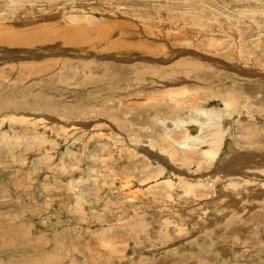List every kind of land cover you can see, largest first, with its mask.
I'll use <instances>...</instances> for the list:
<instances>
[{"label": "rangeland", "instance_id": "374dc122", "mask_svg": "<svg viewBox=\"0 0 264 264\" xmlns=\"http://www.w3.org/2000/svg\"><path fill=\"white\" fill-rule=\"evenodd\" d=\"M263 144L264 0H0V264H264Z\"/></svg>", "mask_w": 264, "mask_h": 264}, {"label": "bare ground", "instance_id": "6f19581e", "mask_svg": "<svg viewBox=\"0 0 264 264\" xmlns=\"http://www.w3.org/2000/svg\"><path fill=\"white\" fill-rule=\"evenodd\" d=\"M20 1V0H19ZM69 35V34H67ZM74 38V37H73ZM55 40V39H54ZM77 44V42H76ZM54 50V49H53ZM174 84V83H173ZM165 86V85H164ZM167 86V85H166ZM176 93L175 91H172L169 96L171 98V96H174V99L173 101H175V98H176V95L174 94ZM174 94V95H173ZM184 95V94H183ZM178 96V95H177ZM182 96V95H181ZM180 96V97H181ZM186 96V95H185ZM178 98V97H177ZM183 98V97H182ZM178 100V99H177ZM188 108H191V110H193L192 112L195 114V116L197 117V121H194L192 120L189 124H192V123H195L197 122L198 125H200V132L198 131H190L187 133V135L183 138V140L181 142L179 141H174V142H171V143H174L176 144L177 146L181 147L182 150H187V152H195V154H199V152L197 151L198 148L200 147V145H207L210 149L209 150H206L205 152H203L200 156L203 158V159H209L211 161H214L218 158L219 156V153H220V150L222 148V145H223V137L225 136V132H224V129H223V123H224V118H228V120L230 121L229 124L230 126L232 127L234 125V120L237 118L234 117L233 115V112L231 109H228L230 108L232 105V103L230 104L229 102L228 103H220V110L219 109H211L210 111H208L207 109L205 108H201V107H198L196 108L195 106L193 105H190V104H186ZM200 106V105H199ZM179 108H182L183 105H178ZM234 108V107H233ZM226 110H229L227 111V114H226ZM192 114V115H194ZM237 115V114H236ZM253 116H255V114H252ZM193 116V117H195ZM238 116V115H237ZM190 118V117H189ZM202 118L205 119V122L208 121V124L205 123V122H202ZM251 119V118H250ZM257 119V118H256ZM178 120V119H177ZM190 120V119H188ZM196 120V119H195ZM175 121V120H174ZM249 121V119H248ZM184 120L180 119L176 122H174L173 124H170V127L174 128V129H171V128H167L168 130L166 131L165 133V137H168L169 136V139L171 138V135L173 133L174 130H178L179 128H177V126L179 127V125H183L184 124ZM182 123V124H181ZM236 124V123H235ZM187 125V124H186ZM186 125L184 124V127H186ZM188 127V126H187ZM230 127L229 129V133L231 134L232 132V128ZM234 128V126H233ZM234 133V132H233ZM232 136V135H231ZM10 137V136H9ZM164 141V140H163ZM197 146V148H196ZM264 146V144H263ZM170 148V147H169ZM236 149V148H234ZM233 149V150H234ZM163 150V149H162ZM232 150V149H230ZM168 152H171L170 150H164L163 153L165 154V156L169 157L170 159H173L175 160L177 156H174L172 157L171 156V153H168ZM173 152V151H172ZM176 154V153H174ZM237 155L235 153H233V151H231L230 153V156H227L224 160L226 161V164H228L229 162L230 163H233V157ZM257 156V155H256ZM239 157V156H238ZM259 157V156H258ZM257 157V158H258ZM201 160V159H200ZM246 160V159H245ZM258 160V159H256ZM239 161V160H238ZM243 161V160H242ZM203 162V161H202ZM259 162V161H258ZM243 163V162H241ZM249 163V162H248ZM247 163V164H248ZM211 164V163H210ZM246 164V165H247ZM261 164V162H260ZM259 164V165H260ZM258 165V166H259ZM252 167V166H250ZM257 167V166H256ZM260 167V166H259ZM233 168V167H232ZM235 168V167H234ZM233 168V169H234ZM232 169V170H233ZM236 169V168H235ZM234 169V170H235ZM259 169V168H258ZM201 170V169H200ZM237 170V169H236ZM239 172V170H238ZM203 173V172H202ZM232 174V172L230 173ZM235 174V172L233 173ZM238 174V173H237ZM256 174V172H255ZM236 175V174H235ZM257 175V174H256ZM228 176V174H227ZM232 176V175H231ZM254 177V176H253ZM168 184L172 187V181L169 179L168 181ZM174 184V183H173ZM179 184V183H178ZM180 184L182 186H186L188 189H190V191L193 190L194 187H197V186H204V185H193V184H190L188 182H185V181H180ZM73 187H77V186H73L72 185V188ZM185 187V188H186ZM149 188V187H148ZM75 189V188H74ZM196 189V188H195ZM227 189V188H226ZM230 189V188H229ZM228 189V190H229ZM233 189V188H232ZM76 190V189H75ZM231 190V189H230ZM72 191V190H71ZM74 191V190H73ZM240 191V190H239ZM191 193V192H190ZM231 193V192H230ZM186 196V195H185ZM192 197V196H191ZM195 198V197H194ZM189 202V201H188ZM153 209V208H152ZM245 222V221H244Z\"/></svg>", "mask_w": 264, "mask_h": 264}]
</instances>
